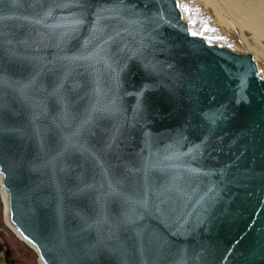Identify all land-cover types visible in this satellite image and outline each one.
<instances>
[{"label":"water","instance_id":"95a60500","mask_svg":"<svg viewBox=\"0 0 264 264\" xmlns=\"http://www.w3.org/2000/svg\"><path fill=\"white\" fill-rule=\"evenodd\" d=\"M252 39L217 0H0L4 219L40 264H264Z\"/></svg>","mask_w":264,"mask_h":264},{"label":"trees","instance_id":"16d2710c","mask_svg":"<svg viewBox=\"0 0 264 264\" xmlns=\"http://www.w3.org/2000/svg\"><path fill=\"white\" fill-rule=\"evenodd\" d=\"M11 235L13 233L5 226L0 211V256L4 255L6 264H35L33 257H38L34 250L21 240H13Z\"/></svg>","mask_w":264,"mask_h":264},{"label":"bare ground","instance_id":"6f19581e","mask_svg":"<svg viewBox=\"0 0 264 264\" xmlns=\"http://www.w3.org/2000/svg\"><path fill=\"white\" fill-rule=\"evenodd\" d=\"M217 1L227 8L231 15L240 23L244 32L246 31L247 34L252 35V40L256 41V44L264 47V0H261L259 3H257L258 0H255V5L245 11L241 16L235 14L226 0ZM3 196L4 194L1 190V197Z\"/></svg>","mask_w":264,"mask_h":264},{"label":"rangeland","instance_id":"374dc122","mask_svg":"<svg viewBox=\"0 0 264 264\" xmlns=\"http://www.w3.org/2000/svg\"><path fill=\"white\" fill-rule=\"evenodd\" d=\"M226 1L229 3V5L231 6L232 10L238 16H241L245 11H247L249 8H251L253 5H255V0H226ZM259 2H261V0H258L257 3H259ZM0 211L2 213V220H3L4 224H5V219H4V205H3V202H2V198H1V192H0ZM5 226H6V224H5ZM13 238L20 240L14 233H13L12 239ZM33 260H34V263L35 264H40L39 261H38V258H34L33 257ZM0 263L1 264H6L5 261H4V255L3 254H1V256H0Z\"/></svg>","mask_w":264,"mask_h":264},{"label":"snow or ice","instance_id":"6c2138e0","mask_svg":"<svg viewBox=\"0 0 264 264\" xmlns=\"http://www.w3.org/2000/svg\"><path fill=\"white\" fill-rule=\"evenodd\" d=\"M196 34H198V33H193V35H196Z\"/></svg>","mask_w":264,"mask_h":264}]
</instances>
